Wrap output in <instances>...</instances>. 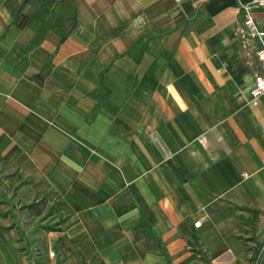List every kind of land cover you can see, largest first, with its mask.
<instances>
[{"label": "crops", "instance_id": "crops-1", "mask_svg": "<svg viewBox=\"0 0 264 264\" xmlns=\"http://www.w3.org/2000/svg\"><path fill=\"white\" fill-rule=\"evenodd\" d=\"M251 1L0 0V264H250Z\"/></svg>", "mask_w": 264, "mask_h": 264}, {"label": "built area", "instance_id": "built-area-1", "mask_svg": "<svg viewBox=\"0 0 264 264\" xmlns=\"http://www.w3.org/2000/svg\"><path fill=\"white\" fill-rule=\"evenodd\" d=\"M264 6V0H252L250 3L245 5L242 9L245 13V18L243 20V27H242V40L243 46L245 45V40L250 37L254 36L258 39L259 47L256 50V57L261 65V74L255 77L254 85L250 90L251 100L250 104L252 106H256L258 100L264 97V29L259 28L253 18L250 15V10L254 7H261ZM198 142L202 145L205 144L206 140L204 136H201L198 139ZM194 226L197 228L200 226V222L194 223ZM49 256L53 257L54 252L50 251Z\"/></svg>", "mask_w": 264, "mask_h": 264}, {"label": "rangeland", "instance_id": "rangeland-1", "mask_svg": "<svg viewBox=\"0 0 264 264\" xmlns=\"http://www.w3.org/2000/svg\"><path fill=\"white\" fill-rule=\"evenodd\" d=\"M249 231H245V241L251 243L250 248V264H264V238L257 234V227L255 225H247Z\"/></svg>", "mask_w": 264, "mask_h": 264}, {"label": "trees", "instance_id": "trees-1", "mask_svg": "<svg viewBox=\"0 0 264 264\" xmlns=\"http://www.w3.org/2000/svg\"><path fill=\"white\" fill-rule=\"evenodd\" d=\"M251 214V220H250V225H254L256 222L257 218V213L255 211L249 210Z\"/></svg>", "mask_w": 264, "mask_h": 264}]
</instances>
